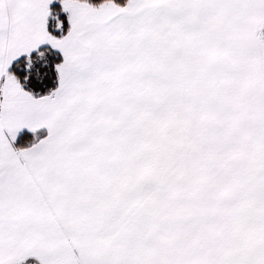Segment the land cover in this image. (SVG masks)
I'll list each match as a JSON object with an SVG mask.
<instances>
[{"label":"snow or ice","instance_id":"obj_1","mask_svg":"<svg viewBox=\"0 0 264 264\" xmlns=\"http://www.w3.org/2000/svg\"><path fill=\"white\" fill-rule=\"evenodd\" d=\"M0 264H264V0H0Z\"/></svg>","mask_w":264,"mask_h":264}]
</instances>
